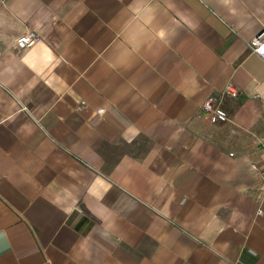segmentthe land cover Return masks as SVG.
Returning <instances> with one entry per match:
<instances>
[{
    "label": "crops",
    "instance_id": "0c3cea01",
    "mask_svg": "<svg viewBox=\"0 0 264 264\" xmlns=\"http://www.w3.org/2000/svg\"><path fill=\"white\" fill-rule=\"evenodd\" d=\"M262 30L264 0H0V264H264Z\"/></svg>",
    "mask_w": 264,
    "mask_h": 264
},
{
    "label": "built area",
    "instance_id": "2783aa9c",
    "mask_svg": "<svg viewBox=\"0 0 264 264\" xmlns=\"http://www.w3.org/2000/svg\"><path fill=\"white\" fill-rule=\"evenodd\" d=\"M39 39V36L35 32L29 31L17 39L16 46L19 49H26L34 45ZM248 46L251 53L258 55L264 60V51H262V49H264V30L260 31L253 39H251L248 42ZM224 93L233 98L239 96V90L231 84L226 86ZM218 105V97L211 95L203 104V110L206 114H216L219 117L226 119L227 114L221 111ZM261 164L262 167L254 165V168L258 171L261 179L264 181V151L261 155Z\"/></svg>",
    "mask_w": 264,
    "mask_h": 264
},
{
    "label": "snow or ice",
    "instance_id": "6c2138e0",
    "mask_svg": "<svg viewBox=\"0 0 264 264\" xmlns=\"http://www.w3.org/2000/svg\"><path fill=\"white\" fill-rule=\"evenodd\" d=\"M262 51H264V49H262Z\"/></svg>",
    "mask_w": 264,
    "mask_h": 264
}]
</instances>
